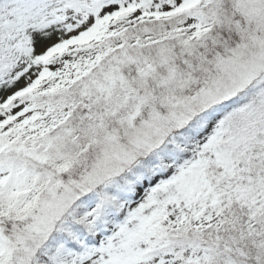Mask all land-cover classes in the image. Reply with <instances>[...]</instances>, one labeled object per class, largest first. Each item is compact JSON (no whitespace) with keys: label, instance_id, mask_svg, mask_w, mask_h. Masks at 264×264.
Instances as JSON below:
<instances>
[{"label":"snow or ice","instance_id":"1","mask_svg":"<svg viewBox=\"0 0 264 264\" xmlns=\"http://www.w3.org/2000/svg\"><path fill=\"white\" fill-rule=\"evenodd\" d=\"M0 264H264V0H0Z\"/></svg>","mask_w":264,"mask_h":264}]
</instances>
